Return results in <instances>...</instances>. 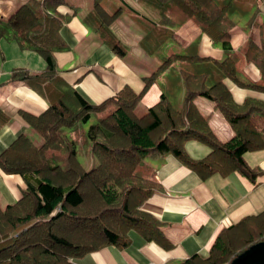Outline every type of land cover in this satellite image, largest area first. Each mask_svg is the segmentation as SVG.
<instances>
[{
  "label": "trees",
  "instance_id": "1",
  "mask_svg": "<svg viewBox=\"0 0 264 264\" xmlns=\"http://www.w3.org/2000/svg\"><path fill=\"white\" fill-rule=\"evenodd\" d=\"M120 1L114 6L110 0H93L82 20L98 40L125 56L128 46L111 23L123 12V4L132 6ZM138 1L154 11L149 16L137 10L146 21L139 45L160 61L142 76L139 91L124 84L98 103L87 100L58 73L55 52L69 49V44L61 34L67 16L56 8L66 0H25L8 17H0V39L15 40L45 61L38 72L14 68L10 79H23L48 100L39 114L20 110L42 141L36 143L22 132L0 152V167L19 173L26 185L18 200L0 206V264H74L72 258L105 246L125 248L131 230L172 248L162 222L140 209L161 189L146 157L172 153L202 179L235 170L252 181L259 175L244 153L264 147V99L246 96L236 102L223 78L264 91V18L258 19L264 0ZM188 19L234 61L243 57L253 62L260 79L242 81L221 59L201 56L198 39L172 46L175 28ZM239 23L258 26L259 43L249 37L235 50L231 29ZM155 81L160 98L139 114L137 105ZM197 95L215 102L234 131L229 140L217 138L209 116L194 102ZM190 138L206 143L208 153L192 157L185 149ZM86 153L92 157L89 167L80 158ZM260 241L264 210L221 230L207 257L194 254L175 264H229Z\"/></svg>",
  "mask_w": 264,
  "mask_h": 264
},
{
  "label": "crops",
  "instance_id": "2",
  "mask_svg": "<svg viewBox=\"0 0 264 264\" xmlns=\"http://www.w3.org/2000/svg\"><path fill=\"white\" fill-rule=\"evenodd\" d=\"M24 1L0 0V17H8ZM110 1L114 6L122 4L120 0ZM125 1L132 7L123 4V12L111 23L112 29L128 46L125 56L118 55L98 40L95 32L82 20V15L91 8L93 0H66L67 3L56 8L67 16L61 34L69 44V49L55 52L58 73L93 103L115 94L124 84L139 91L143 86L142 76L149 74L160 61L139 45L146 21L141 19L137 10L149 16L154 15V11L138 0ZM70 2L78 3L80 7L74 10ZM262 18L264 8L258 15L259 20ZM231 32V44L235 50L249 37L259 43L260 30L256 25L245 26L239 23L232 27ZM193 39L199 40L198 52L201 56L221 59L240 80L260 79L259 69L253 62L243 61V57L234 61L191 19L175 28L172 46L183 47ZM44 66L45 61L37 51L23 49L9 38L0 39V152L22 132L36 143L42 141L41 135L21 115L20 110L39 114L47 108L48 100L23 79L11 80L10 75L16 67L38 72ZM223 80L238 103L246 96L264 99V91L239 85L230 77H224ZM160 94V85L155 81L142 95L137 112L142 113L146 107L157 102ZM194 102L202 114L209 116L210 127L219 140L227 141L234 135L213 100L197 95ZM185 149L192 157L198 158L207 154L210 147L190 138L185 141ZM244 158L251 167L260 170L254 181L236 170L227 175L214 172L202 179L172 153L146 157V164L155 169V177L161 189L147 198L140 209L162 222L163 231L172 241L173 247L165 249L131 230L128 233L130 242L125 248L105 246L82 257L72 258L71 262L175 264L194 254L207 257L221 230L246 215L264 210V147L246 151ZM87 160L90 162L89 158ZM25 186L19 173H7L0 167V206L5 207L18 200Z\"/></svg>",
  "mask_w": 264,
  "mask_h": 264
},
{
  "label": "water",
  "instance_id": "3",
  "mask_svg": "<svg viewBox=\"0 0 264 264\" xmlns=\"http://www.w3.org/2000/svg\"><path fill=\"white\" fill-rule=\"evenodd\" d=\"M264 257V241L251 245L246 251L234 258L229 264H257Z\"/></svg>",
  "mask_w": 264,
  "mask_h": 264
},
{
  "label": "rangeland",
  "instance_id": "4",
  "mask_svg": "<svg viewBox=\"0 0 264 264\" xmlns=\"http://www.w3.org/2000/svg\"><path fill=\"white\" fill-rule=\"evenodd\" d=\"M126 13V11L124 12V14ZM249 27H246V29H248ZM162 76V75H161ZM182 92H180V94H181ZM181 96H182V94H181ZM144 111V110H143ZM142 111V112H143ZM140 114V113H139ZM88 123L89 122H86V123H84L85 124V127H87L88 126ZM38 136H39V134L36 132V131H34ZM87 147H88V142H87ZM86 154H88V155H86ZM86 154H82V155H80V158H81V160L85 163V165L87 166V167H89L90 166V164H91V162H88V158L91 160V155H90V153H86ZM264 260V257H262L261 259H260V261H263Z\"/></svg>",
  "mask_w": 264,
  "mask_h": 264
}]
</instances>
